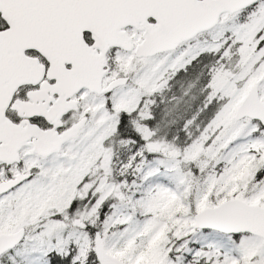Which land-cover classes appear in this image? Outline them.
Returning a JSON list of instances; mask_svg holds the SVG:
<instances>
[{"label":"snow or ice","instance_id":"snow-or-ice-1","mask_svg":"<svg viewBox=\"0 0 264 264\" xmlns=\"http://www.w3.org/2000/svg\"><path fill=\"white\" fill-rule=\"evenodd\" d=\"M0 264H264V0H0Z\"/></svg>","mask_w":264,"mask_h":264}]
</instances>
